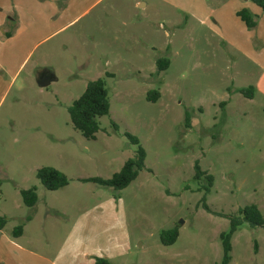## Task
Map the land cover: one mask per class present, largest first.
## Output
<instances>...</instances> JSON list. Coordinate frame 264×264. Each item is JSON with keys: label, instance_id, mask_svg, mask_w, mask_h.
<instances>
[{"label": "rangeland", "instance_id": "1", "mask_svg": "<svg viewBox=\"0 0 264 264\" xmlns=\"http://www.w3.org/2000/svg\"><path fill=\"white\" fill-rule=\"evenodd\" d=\"M230 1L0 0L12 38L0 41V244L12 260L78 264L77 240L89 252L82 264H221L230 218L249 205L264 216V68L212 29ZM99 78L110 113L88 140L68 109ZM250 87L253 98L240 93ZM126 133L147 154L138 178L122 191L83 182L112 179L135 156ZM196 162L215 179L209 193ZM44 167L69 185L47 190ZM34 187L28 207L21 191ZM174 228L177 241L164 246L161 233ZM231 242V264H264L263 227L245 223Z\"/></svg>", "mask_w": 264, "mask_h": 264}, {"label": "trees", "instance_id": "2", "mask_svg": "<svg viewBox=\"0 0 264 264\" xmlns=\"http://www.w3.org/2000/svg\"><path fill=\"white\" fill-rule=\"evenodd\" d=\"M250 1L259 9L264 11V0ZM238 16L248 29H254L257 26L258 17L251 14L248 10H241L238 13ZM168 65V60L163 59L158 62V68L160 71L166 70ZM240 93L247 98H253L254 88L250 87L248 89L241 90ZM159 98L160 93L158 91H152L148 94L149 101L156 102ZM110 107L111 105L106 88V82L104 79L99 78L88 82L85 92L72 104V106L69 107L68 112L74 129L80 131L88 140H95L100 129L98 118L108 115L110 113ZM125 136L133 145L138 147L135 156L126 161L121 171L112 179L105 180L102 178H89L82 180L83 182H92L103 187L113 188L116 191H122L129 187V185L138 178L139 173L146 168L145 161L147 154L135 136L129 133H126ZM204 176L208 182L206 192L209 193L214 185L215 179L213 175H207L206 172L202 171L199 163L196 162L195 179L200 181L204 178ZM37 177L41 184L49 191H57L69 185V179L67 176L52 167H44L40 169L37 172ZM21 196L24 204L28 207H33L38 202V194L35 187L28 190H22ZM202 202L203 208L212 213L211 209L207 205L206 197L203 198ZM7 223V218L0 216V230H3ZM245 223H248L252 228H264V216L256 205L246 206L239 210V215L230 218V231L223 232L220 235L223 245V259L221 264H231V238L238 228ZM22 233V225L14 229V235L18 236ZM178 237V229L174 228L163 231L160 235V240L164 246H171L175 244ZM95 264L112 263L106 258L98 257L95 259Z\"/></svg>", "mask_w": 264, "mask_h": 264}, {"label": "crops", "instance_id": "3", "mask_svg": "<svg viewBox=\"0 0 264 264\" xmlns=\"http://www.w3.org/2000/svg\"><path fill=\"white\" fill-rule=\"evenodd\" d=\"M230 2L231 3L225 7V10L220 12L221 14L215 21V26L212 29L217 31L222 38L227 40V42H229L239 53L247 58L249 57L253 59L259 67L264 68V11L259 9L254 3L253 4L258 9L248 5L247 3L250 2V0H231ZM243 4L247 5L245 6ZM241 10H248L251 14L258 17L257 26L254 29H248L244 22L239 18L238 13ZM203 21L207 22L209 19L206 17ZM3 24L4 22L1 18L0 31L8 35V31L2 28ZM11 39L12 38L8 36L2 38V40L0 38V41L9 42ZM263 83L264 78H261L258 81L257 88L260 89V92L264 93ZM81 247L82 246L77 240L73 241V244L70 247V251L78 264H82L81 262L87 260L89 257V252H81ZM10 256L11 255L6 248L0 244V264H18L17 261L15 259L12 260ZM76 256L82 258V261L76 260ZM63 261L64 260L62 259V262Z\"/></svg>", "mask_w": 264, "mask_h": 264}, {"label": "water", "instance_id": "4", "mask_svg": "<svg viewBox=\"0 0 264 264\" xmlns=\"http://www.w3.org/2000/svg\"><path fill=\"white\" fill-rule=\"evenodd\" d=\"M247 1V0H246ZM39 84L43 87L47 86L50 84V81L48 79H41V81H39Z\"/></svg>", "mask_w": 264, "mask_h": 264}]
</instances>
